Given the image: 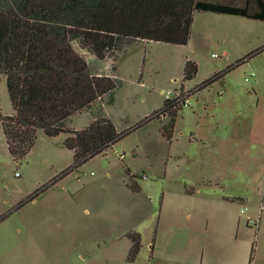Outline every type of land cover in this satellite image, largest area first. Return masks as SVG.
<instances>
[{"label": "rangeland", "instance_id": "1", "mask_svg": "<svg viewBox=\"0 0 264 264\" xmlns=\"http://www.w3.org/2000/svg\"><path fill=\"white\" fill-rule=\"evenodd\" d=\"M141 42L115 53L119 84L69 126L78 130L104 116L119 131L133 127L182 85L191 104L178 112L173 139L166 142L151 120L61 176L73 162L66 135L39 130L30 152L14 160L0 124V264H194L203 249L212 258L227 249L238 230L246 238L259 228L264 237V23L196 13L185 45ZM74 46L93 74L108 70L111 57L98 60ZM186 60L197 73L183 82ZM215 74L221 76L197 92ZM0 114H12L4 77ZM239 195L248 203L231 202ZM252 204L261 206L251 217L256 227L246 225ZM129 232L141 235L133 262L126 259ZM257 237L255 264H264V238Z\"/></svg>", "mask_w": 264, "mask_h": 264}, {"label": "trees", "instance_id": "2", "mask_svg": "<svg viewBox=\"0 0 264 264\" xmlns=\"http://www.w3.org/2000/svg\"><path fill=\"white\" fill-rule=\"evenodd\" d=\"M204 12L264 22V0H0V82L4 77L12 108V114H0V124L12 158L20 160L30 152L39 130L48 137L66 135L63 145L72 151L73 162L61 176L105 154L151 120L160 122L159 132L170 143L177 114L184 107L181 100L164 99L160 109L121 131L104 116H94L78 130L69 123L74 115L101 102L117 87L114 55L124 50L128 41L185 45L194 15ZM75 42L98 60L111 57V62H106L108 70L93 74ZM261 49L227 66L226 71ZM196 73L195 62L186 60L182 81L192 80ZM220 76L215 74L202 82L197 92ZM161 117L169 119L163 122ZM127 173L130 175L129 170ZM46 187L35 190L25 202ZM126 237L130 240L126 259L133 262L141 247V235L129 232Z\"/></svg>", "mask_w": 264, "mask_h": 264}, {"label": "crops", "instance_id": "3", "mask_svg": "<svg viewBox=\"0 0 264 264\" xmlns=\"http://www.w3.org/2000/svg\"><path fill=\"white\" fill-rule=\"evenodd\" d=\"M211 1H219V2L229 3V2H233L234 0H211ZM217 15L230 16L233 18L237 17V19L243 18V17H238V16L223 15V14H217ZM243 19H245V18H243ZM246 20L247 21H253V20H248V19H246ZM240 22H243V21H240ZM146 42L147 41H142L141 43H146ZM85 111H83V112H85ZM174 131H175V129H174ZM173 135H174V133H173ZM193 193L194 192L192 191L191 195H193ZM248 201H249L248 198H244L243 195H239V196L234 197L231 202H236L238 204L245 205L248 203ZM244 207H247V210H246V212H247L249 210L248 206H244ZM242 208H240V210ZM251 208H252V210H251L252 213L247 216V219L254 217L257 213H259L261 206H260V204H257V205L252 204ZM207 221H208V219H207ZM207 221H206V223L208 224ZM260 224H261V222H260ZM259 234H261V235L259 236ZM262 234H263L262 232L259 233V228H257V230L255 232L251 231L250 235H248L246 233V238H241L239 236V230H238V234L236 235V237L233 241V244H231L227 249H224L221 252H213V258L209 257V256L205 257L206 253L203 249V251L201 250V252L200 251L197 252L196 255H199V256H198L197 260L194 261V264H250V261H251V263L255 264V260H256L255 259L256 258L255 250H257L255 248L256 235H258L257 241L259 243L261 240V237L264 238L262 236ZM254 235H255V237H254ZM252 249H253V252L251 254ZM196 255H194V259L197 257ZM250 255H251V260H249Z\"/></svg>", "mask_w": 264, "mask_h": 264}, {"label": "built area", "instance_id": "4", "mask_svg": "<svg viewBox=\"0 0 264 264\" xmlns=\"http://www.w3.org/2000/svg\"><path fill=\"white\" fill-rule=\"evenodd\" d=\"M254 76V73H250L249 77H253ZM249 77H245V81H248L249 80ZM189 93L186 92L185 93H182L180 92V90L178 92H175L173 95L170 91H167L164 93V99L167 100V101H172V100H181L183 102V106H190L191 104V100H190V96L188 95ZM16 176H18V173L16 172L15 173ZM247 210V207H243L241 210H240V213L241 214H244ZM246 222L247 224L250 226V225H253L254 227H256V220L255 219H252V218H248L246 219ZM250 264H253L250 262Z\"/></svg>", "mask_w": 264, "mask_h": 264}]
</instances>
